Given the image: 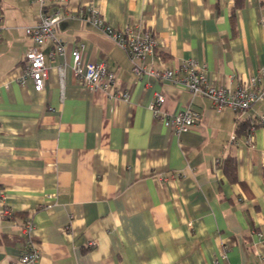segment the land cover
Listing matches in <instances>:
<instances>
[{"label":"crops","instance_id":"1","mask_svg":"<svg viewBox=\"0 0 264 264\" xmlns=\"http://www.w3.org/2000/svg\"><path fill=\"white\" fill-rule=\"evenodd\" d=\"M232 5L45 0L46 12L62 15L66 50L39 46L48 76L36 90L17 78L38 2L0 0V264L22 253L25 218L34 223L36 264H264V125L250 146L237 130L264 113V101L239 115L181 83L136 75L128 51L87 17L94 6L114 27L151 30L157 45L147 67L193 58L208 82L234 88L264 64V0H242L234 14ZM81 44L82 59L104 61L116 73L112 91L127 98L88 89L73 74L70 50ZM157 92L160 115L189 107L196 123L176 134L155 118Z\"/></svg>","mask_w":264,"mask_h":264},{"label":"built area","instance_id":"2","mask_svg":"<svg viewBox=\"0 0 264 264\" xmlns=\"http://www.w3.org/2000/svg\"><path fill=\"white\" fill-rule=\"evenodd\" d=\"M39 5V17L34 24L25 26L26 34L32 39L33 44L25 52V62L22 74L18 81L23 82L31 78L36 90H41L48 76L45 64V56L39 46L45 41H52L53 47L50 54H60L66 50V43L57 35L61 14L58 10L45 11V0H36ZM89 21L99 27L107 36L112 37L121 47L125 48L133 63L132 69L136 75L149 73L161 80H169L186 86L191 94H202L209 97L217 110L230 107L237 114L246 112L253 103L264 101V64L243 83L234 88L215 85L207 81L204 67L193 58H185L173 66L147 67L143 60L152 54L157 45V40L148 28L133 27L126 25L117 28L107 23L98 13L94 6L87 8ZM1 28V26H0ZM82 44L74 46L70 50L71 61L68 63L73 74L88 89L103 90L109 97L127 98V92H113L116 73L109 69L104 61H84L81 55ZM66 64L60 67L63 74ZM164 101V94L157 92L154 100L150 103L155 118L161 117L165 124L172 127L176 134L189 130L199 118V113L185 107L175 113L160 115V104ZM245 127L243 143L247 146L253 143V133L258 125H264V113L248 117ZM229 141L234 143L236 135L233 133ZM218 161V160H217ZM176 174V173H173ZM177 175V174H176ZM165 179L164 175H160ZM1 214L12 216L8 208H3ZM21 233L24 236L22 253L10 260L9 264H36L39 253L33 242L34 223L31 218H25L21 222ZM93 244V240L87 242Z\"/></svg>","mask_w":264,"mask_h":264},{"label":"trees","instance_id":"3","mask_svg":"<svg viewBox=\"0 0 264 264\" xmlns=\"http://www.w3.org/2000/svg\"><path fill=\"white\" fill-rule=\"evenodd\" d=\"M241 5H242V0H233V5L231 8V14H234L235 8H237ZM247 123H248V119L239 120L238 125H237V130L240 132L244 131V128L246 127ZM21 241H22V243H24V236L23 235L21 236Z\"/></svg>","mask_w":264,"mask_h":264}]
</instances>
